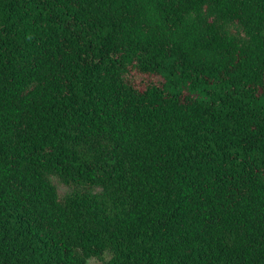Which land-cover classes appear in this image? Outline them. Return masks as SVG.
I'll use <instances>...</instances> for the list:
<instances>
[{"label":"trees","instance_id":"1","mask_svg":"<svg viewBox=\"0 0 264 264\" xmlns=\"http://www.w3.org/2000/svg\"><path fill=\"white\" fill-rule=\"evenodd\" d=\"M0 264H264V0H0Z\"/></svg>","mask_w":264,"mask_h":264},{"label":"rangeland","instance_id":"2","mask_svg":"<svg viewBox=\"0 0 264 264\" xmlns=\"http://www.w3.org/2000/svg\"><path fill=\"white\" fill-rule=\"evenodd\" d=\"M51 180L52 182L55 184L57 190H58V193L60 196H64L65 194L69 193L72 191L73 187L66 184L65 182H63L58 176L56 175H51ZM81 187V186H80ZM82 188V187H81ZM91 191H95V192H98V191H101V187L99 186H94L91 188ZM106 258L110 257V254H106L105 256ZM91 263H101L102 261L97 259V258H92L90 260Z\"/></svg>","mask_w":264,"mask_h":264}]
</instances>
